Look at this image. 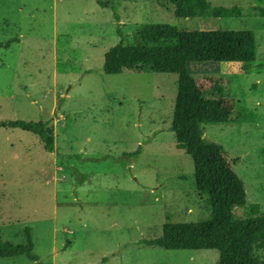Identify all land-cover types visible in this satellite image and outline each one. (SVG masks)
<instances>
[{"label": "rangeland", "instance_id": "rangeland-1", "mask_svg": "<svg viewBox=\"0 0 264 264\" xmlns=\"http://www.w3.org/2000/svg\"><path fill=\"white\" fill-rule=\"evenodd\" d=\"M100 1L110 7L97 0H0V123L49 121L55 135L47 152L36 135L0 127L2 239L24 244L30 228L43 264H218L214 250L145 243L160 237L165 224L209 217L195 190L192 158L169 130L177 75H107L104 56L120 43L118 28L128 47L176 44L143 42L133 35L143 25L254 32L248 72L216 62L190 63L188 71L203 87H223L233 120L204 124L203 134L225 149L247 207L264 213V18L185 19L166 0ZM209 2L264 7V0ZM0 264L35 263L15 257Z\"/></svg>", "mask_w": 264, "mask_h": 264}, {"label": "trees", "instance_id": "trees-1", "mask_svg": "<svg viewBox=\"0 0 264 264\" xmlns=\"http://www.w3.org/2000/svg\"><path fill=\"white\" fill-rule=\"evenodd\" d=\"M177 18H238L254 13L264 18V7L213 6L209 0H166ZM102 7L108 3L97 0ZM116 18L118 19L117 15ZM120 43L104 56L103 70L117 75L135 73L175 74L178 77L173 120L169 130L177 143L186 147L194 164L195 190L203 197L209 217L197 223H168L162 235L146 240L149 246L168 251L218 252V264H264V213L248 205L245 186L230 166L225 149L204 137L202 125L228 124L233 106L224 89L214 82L201 86L189 73L188 64L201 62L238 63L248 72L256 58L257 42L252 31H186L170 25H143L133 35L143 42L159 43L176 39L172 46L128 47L125 35L117 30ZM10 43L5 46L9 47ZM0 127L19 128L36 135L47 152L55 147L54 128L49 121H9ZM140 150L135 153L137 154ZM0 229V259L25 257L43 264L34 252L31 229H25V243L4 241Z\"/></svg>", "mask_w": 264, "mask_h": 264}]
</instances>
